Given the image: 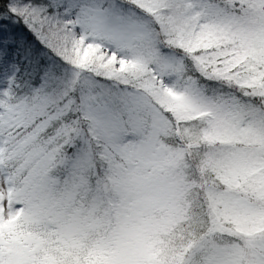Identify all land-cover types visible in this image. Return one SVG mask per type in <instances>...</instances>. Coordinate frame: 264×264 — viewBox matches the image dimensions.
<instances>
[{
  "label": "trees",
  "instance_id": "1",
  "mask_svg": "<svg viewBox=\"0 0 264 264\" xmlns=\"http://www.w3.org/2000/svg\"><path fill=\"white\" fill-rule=\"evenodd\" d=\"M64 1L0 0V72L2 64L8 63L17 68L12 78L11 96L3 111L7 114L9 110H14V118L20 117L19 121L22 122L8 128L6 122L0 120V125L3 130L8 128L6 131L20 134L21 143L34 134L37 138L34 148L50 151L54 158L51 164L44 167L40 163L38 167L44 171L39 179L45 176L44 186L39 190L42 196L46 195L47 186L57 184L60 185V191L64 192V198L80 206L85 204L88 209L94 205L90 199L95 194L97 198V192L93 179L85 180L83 173L100 176L99 192L102 190L106 193L111 181H115V189L120 187L118 181L108 178L104 173H107L105 165L109 162V166L115 169V161L108 157L100 158L98 154L103 155L114 149L106 145L105 138L91 137V131L96 129L95 125L99 127V124L94 125L90 110L93 105L104 107L105 104L119 110L118 105L129 101L135 87L112 74L108 75L104 70L105 73H97L77 63L80 50L86 46L91 49L93 46L87 39L81 40L82 35L89 37L86 31L80 35L73 29L64 28L65 19L61 14V7L66 13ZM122 1L125 12L130 11L129 6H136L129 0ZM171 9L162 4V34L156 37L154 47L150 43L143 47L136 45L128 58H124V55L119 57L120 53H116L113 60L108 59L111 67L119 61L126 64L124 62L135 63L139 59L141 62H136L137 65L145 66L138 67H149L159 78L162 73L160 65L162 67L165 56L175 55L180 65L162 74L159 80L162 79L165 87L178 91L183 100L196 99L198 105L189 119L181 120L165 108L169 94L167 88L165 90L162 87L161 95L153 100L167 118V125L160 136V145L165 148L167 159L169 155L172 157L167 162L168 167L165 166L164 171L160 172L161 178L168 182L175 180L183 184V188H189V193L183 195V199H189L186 200L189 202V212L181 217L186 218L179 222L175 230L163 232L162 239L154 246L153 260L149 264H176V257L187 242H196L207 236L208 223L203 217L207 215L203 208V203H206L203 198L204 189L213 185L228 192L227 189H231L229 184L236 179L237 175L231 172V168L225 170L229 164L235 166L234 155L226 163H215L214 167L211 165L214 179H205L207 176L210 178L208 165L211 162L206 144L210 134L219 137L218 133L228 131L229 128L237 132L245 127L246 131L248 125L252 131H260V138L264 139V46H261L258 31L260 25L264 27V0H173ZM252 9L256 11V14L253 13L255 16L250 13ZM150 16L156 18L151 13ZM32 19L39 23L40 28L38 24L32 23ZM69 27L77 28L75 23ZM158 30L159 23L156 22V33ZM152 48L162 54V63L161 60H146L147 52L152 51ZM135 49L140 51L136 52ZM153 57L158 60V53L155 52ZM127 120V116H124L122 127L126 129L129 126ZM171 137L174 142L170 140ZM8 138V150L1 164L5 165V170L14 182V189L24 195L25 190L33 186L26 183V173L32 165L22 170L20 176H16L23 161L17 163L15 159H10L13 141ZM242 139L243 134L238 138L236 146L243 148L247 145V141ZM177 155L179 158L175 161L173 158ZM72 161L81 164L78 170L71 169ZM73 174H80L81 177H70ZM219 175L223 176L221 180ZM262 180L257 184L264 185ZM66 181L73 183L70 188ZM191 186L195 188L191 190ZM36 201L38 204L32 205L39 217L53 219L56 216L54 210L52 212L48 207V204L52 205L56 201L51 200L50 203V200H40V197ZM249 201L252 202V199ZM116 202L119 204L118 198ZM175 202L179 206L178 197H175ZM22 203L23 210L29 207V202ZM115 205V198L97 199L92 207L99 209V221L94 217L81 224V230L74 236L75 247L70 249L61 241L65 245L64 250L61 247L59 251L42 250L45 255L40 259H46L47 264H101L102 250L110 246L104 244L109 243L112 233L120 231V228H116L119 220L116 210L120 206ZM179 217V213L175 215L176 219ZM217 226V231L222 230L226 232L224 235L228 234V230L221 229L219 224ZM10 230L11 226L6 224L0 232V246H3L0 247V264H9L11 252L7 249V243L11 238L5 232L11 234ZM110 247L114 248L112 244Z\"/></svg>",
  "mask_w": 264,
  "mask_h": 264
},
{
  "label": "rangeland",
  "instance_id": "2",
  "mask_svg": "<svg viewBox=\"0 0 264 264\" xmlns=\"http://www.w3.org/2000/svg\"><path fill=\"white\" fill-rule=\"evenodd\" d=\"M58 1L63 0H53V3ZM129 1L136 6H129L130 11L127 12L123 9L122 0H66L64 1L66 13L61 7V14L65 19L64 28L73 29L80 35L86 31L89 37L82 35L80 38L87 39L86 41L89 44L91 42L93 46L91 49L86 46L80 50L77 63L86 65L89 70L97 73L104 70L108 75L112 74L122 81L132 83L135 87V92L129 101L119 102L121 103L117 107L119 110H114L107 104L104 107L93 105V109L90 110L94 125L99 124V127L95 125L96 129L91 131V137L105 138L106 145L114 149L103 155L98 154L100 158L108 157L109 160L112 158L115 161V169L109 166L111 165L109 162L105 165L107 173H104L108 178L118 181L120 185L115 189V181H111L106 188V193L102 190L99 192L100 176H92L93 173L88 176L82 172L86 178L84 179L88 181L93 179L96 186L97 198L95 194L90 199L94 205L97 199L115 198V207L120 206L119 210L115 209L119 216L116 228H120V231L112 233L113 235L108 239L109 243L104 244L110 246L112 244L114 248L104 247L101 264H149L150 260H153L154 246L156 247L162 239L163 232L175 230L179 222L186 218L181 217L189 212V202L186 201L189 199H183V195L189 193V188H183V184H178L175 180L168 182L165 178H161L160 172L164 171L165 166L168 167L167 162L172 157L169 155L168 160L165 148L160 145V136L167 125V118L153 102L161 95L162 87L165 90L167 88L169 94L165 108L181 120L192 116L194 109L198 106L196 99L183 100L178 91L165 87L162 85V79L159 80L162 74L177 69L180 63L175 55L167 54L162 67L160 65L162 73L158 78L149 67H138V65L145 66V64L137 65L136 62H141L139 59L135 61L136 64L134 61L124 62L126 64L119 61L114 67H111L108 62V59L113 60L116 53H120L119 57L124 55V58H128L136 45L143 47L150 43L154 47L156 37L159 33L162 34V4L171 9L173 0ZM150 13L156 18L150 16ZM250 13L255 16L253 13L256 14V11L253 10ZM70 22L75 23L77 28H70ZM156 22L159 23L158 33L155 31ZM32 23L38 24L40 28L36 20L32 19ZM258 31L261 46H264V27L260 25ZM135 51L140 50L135 49ZM155 52L159 55L158 60L153 57ZM105 55L108 57L106 58ZM146 60L157 62L161 60L162 63V54L158 49L152 48V51L147 52ZM1 67L0 117L2 119L0 120L6 122L9 128L22 123L19 121L20 117L14 118V110H9L7 114L3 111L11 96L12 78L17 68L8 63L2 64ZM98 98L101 97L98 96ZM124 116L128 119L127 129L122 127ZM1 127L0 125V232L6 224L11 226V234H8V230L5 229L7 231L5 235L11 238L7 243V249L11 252L8 262L9 264H47L46 259H40L45 255L43 251L48 249L59 251L60 247L64 250L65 245L73 249L74 236L81 230V224L97 217L99 209L92 207L94 205L87 209L85 204L80 206L75 201L64 198L60 185L53 183L47 186L48 191L46 190L50 197L47 193L42 196L39 190L44 186L45 176L39 179L44 171L38 167L40 163L44 167L51 164L54 158L50 151L34 148L37 140L34 134L21 143L20 134L18 136L12 131H6L8 128L3 130ZM222 128L223 126L220 129ZM244 128L237 132L234 128H229L228 131H220L222 133H218L219 137L213 136L215 137L213 139L210 134L207 138L206 144L209 148L208 156L211 163L208 165L210 178L207 176L205 179L207 181L214 179V169L211 165L214 167L215 163H226L233 158L230 157L231 155H234L235 166L231 167L227 163L229 165L225 170L228 171L231 168V172L237 176L234 182L229 184L231 189H227L228 192L213 185L211 188L204 189L203 198L206 203H203V208L207 215L203 217L208 223L206 229L209 234L196 242H187L185 247L181 248L178 258L176 257L178 259L176 264H264V185L257 184L264 176V139L261 140L260 131L256 129L252 131L251 126L247 125L246 131ZM241 134L244 136L242 140L247 141V145L243 148L236 146ZM8 136L10 141H13L10 159H15L17 163L23 161L16 176H20L22 170L32 165L26 173V179H28L26 183L33 186L25 190L24 195L14 189V182L5 170V165L1 164L8 150ZM170 140L174 142L172 137ZM178 158L179 155L173 159L176 161ZM105 162L107 163V159ZM78 163V161H72L73 171L80 168L81 164ZM230 163L233 161L230 160ZM73 164L76 166L74 167ZM37 170H39L38 175ZM79 175L73 174L70 177L80 178ZM219 176L221 180L223 176ZM66 183L70 184L69 181ZM194 186H191V190L195 188ZM39 197L40 200H50V203L51 200L56 201L52 202V205L48 204L50 211L54 210L52 212L56 215L53 219L46 216L41 218L37 215L38 212L32 203L38 204L36 198ZM175 197L179 198V206L175 202ZM117 198L120 201L119 204L116 202ZM250 198L252 202L249 201ZM22 201L29 202V207L25 210H23L24 202ZM104 209L106 210V206ZM178 213L180 217L176 219L175 215ZM218 224L222 226L221 229L229 231L227 235H224L226 232L222 230L217 231Z\"/></svg>",
  "mask_w": 264,
  "mask_h": 264
}]
</instances>
